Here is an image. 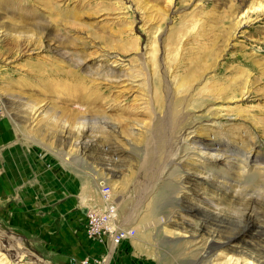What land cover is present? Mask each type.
I'll use <instances>...</instances> for the list:
<instances>
[{
    "label": "rangeland",
    "instance_id": "rangeland-1",
    "mask_svg": "<svg viewBox=\"0 0 264 264\" xmlns=\"http://www.w3.org/2000/svg\"><path fill=\"white\" fill-rule=\"evenodd\" d=\"M254 172L264 187V0H0V264H197L183 206L241 220ZM89 208L133 236L89 234ZM248 240L200 264H264Z\"/></svg>",
    "mask_w": 264,
    "mask_h": 264
},
{
    "label": "bare ground",
    "instance_id": "bare-ground-1",
    "mask_svg": "<svg viewBox=\"0 0 264 264\" xmlns=\"http://www.w3.org/2000/svg\"><path fill=\"white\" fill-rule=\"evenodd\" d=\"M47 43H48L49 50L55 51L59 56L64 57L66 59H69L70 61L72 60V59H70L71 58V54H69V53L63 51L62 49H60L59 46L61 44L59 45L53 39L52 40L50 39V41H48ZM111 65L115 69V68H118L119 66H122V63L115 62V63H113ZM72 75L73 74L71 72L70 73L68 72V73H64L62 76L65 77L64 78L65 80H68L67 78H72V79L75 78L76 80H78L76 76H72ZM122 77H118V78H115V79H120ZM78 81H80V80H78ZM116 83H118V82H116ZM65 85H66V87H68L71 90H77L78 89L77 86H73V84H69L67 82H66ZM16 109H17V106L13 107V109H12L15 114H17L16 113ZM22 112L24 113L25 111H22ZM27 114H29V113L27 112ZM194 135H195L194 133L188 132L185 135V137H184V141L185 142L190 141L194 137ZM91 147H87L86 146V151H89V153H90V148ZM205 147H206V149L209 152H206V151L202 152L203 154L207 155L206 157H204L203 163H207L208 162V163H212L214 165H217V164H219V163L221 164V163H223V161H225L224 159L220 158L219 154L215 155L212 152H210V151H213V152L216 151L217 148L213 147L211 144H210V146L205 145ZM202 159L203 158H201V160ZM112 164H110V166ZM114 164L117 165V161ZM176 165H178V163H176ZM250 167H252V166H250ZM250 167H249V169H250ZM112 168H114V167H112ZM111 171H113V170H111ZM244 171H245V169H244ZM246 171H247V169H246ZM195 173L193 174L194 177H198L201 180L205 181V183H203V182L200 183V181H199V184H201L203 186L204 190L207 189L208 186L210 187V186L213 185L214 180L212 178L210 180V177H211L210 175L205 174V175L202 176V174H200L201 172L199 174H196V175H195ZM113 174L116 175V171H113L112 175ZM221 177H223V176H221ZM259 178L261 179L260 173L254 172V173H250L247 176V178L244 179V182H246V184L248 183V184H250L253 187H259V189H257L258 191L256 190V191H251L249 193H246V195L244 197L243 196L241 197L242 199H239V202L242 203L241 205L245 207L244 208L245 209V213H244V216H243V218L241 220H236L235 218L231 217V215H230L231 213L229 214V213H226V212L224 213L223 211L219 212V211H216V210H215V212L209 211L208 209L201 208V207H199V206H197L195 204H187L188 202L183 206V209H184V211L186 213H188V214H199L200 216L204 217V223L201 226L198 225V224H196L198 226L193 225V223L188 224V226L192 228V231H191L192 233H190V236H189L190 240L187 243L191 247L190 248L191 249V254L194 255L197 264H200L202 262L210 261V259L215 254V251L217 249L222 248V247H233L234 248V247H238L239 245H242V244L243 245H248L249 242H253V241H249L248 239L256 240V241H254V243H256V242L257 243L258 242L261 243L262 242L264 244V187L260 185V182H262V181H260ZM205 184H207V185H205ZM167 186H169V185L165 184L163 190H165V187L168 189ZM216 189L220 192V190L222 188L220 186H217ZM165 194H167V193H165ZM232 195H234V194H232ZM255 208L260 209L259 213H255V211H254ZM204 236H206V238H204ZM4 244L5 243H3L1 238H0V249L8 251L9 250V245L8 246L6 245L7 246L6 247ZM242 247L243 246H239L238 247V248H240L241 252H242ZM259 256H260L261 259L262 258L264 259V254L263 255L259 254ZM32 261L35 263V261H36L35 258H32Z\"/></svg>",
    "mask_w": 264,
    "mask_h": 264
},
{
    "label": "built area",
    "instance_id": "built-area-1",
    "mask_svg": "<svg viewBox=\"0 0 264 264\" xmlns=\"http://www.w3.org/2000/svg\"><path fill=\"white\" fill-rule=\"evenodd\" d=\"M86 227L88 233L91 235H97V237L108 236L111 246H119L122 243L128 241L134 234L133 229L111 228L107 225H101L100 217L95 208H89L86 212ZM79 264H89L87 259H82Z\"/></svg>",
    "mask_w": 264,
    "mask_h": 264
}]
</instances>
